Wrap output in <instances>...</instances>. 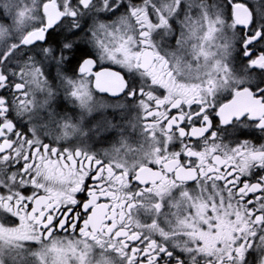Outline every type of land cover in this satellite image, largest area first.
<instances>
[{
  "label": "snow or ice",
  "instance_id": "snow-or-ice-1",
  "mask_svg": "<svg viewBox=\"0 0 264 264\" xmlns=\"http://www.w3.org/2000/svg\"><path fill=\"white\" fill-rule=\"evenodd\" d=\"M0 264H264V0H0Z\"/></svg>",
  "mask_w": 264,
  "mask_h": 264
},
{
  "label": "flooded vegetation",
  "instance_id": "flooded-vegetation-1",
  "mask_svg": "<svg viewBox=\"0 0 264 264\" xmlns=\"http://www.w3.org/2000/svg\"><path fill=\"white\" fill-rule=\"evenodd\" d=\"M98 96H106V94H100V93H97ZM110 146V142L108 144H105V147H108Z\"/></svg>",
  "mask_w": 264,
  "mask_h": 264
},
{
  "label": "water",
  "instance_id": "water-1",
  "mask_svg": "<svg viewBox=\"0 0 264 264\" xmlns=\"http://www.w3.org/2000/svg\"><path fill=\"white\" fill-rule=\"evenodd\" d=\"M107 95V94H106Z\"/></svg>",
  "mask_w": 264,
  "mask_h": 264
}]
</instances>
